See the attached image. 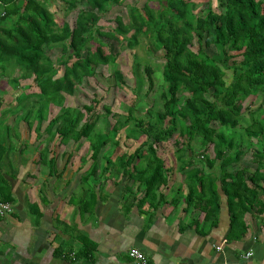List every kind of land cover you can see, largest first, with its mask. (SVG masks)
<instances>
[{"label": "trees", "instance_id": "16d2710c", "mask_svg": "<svg viewBox=\"0 0 264 264\" xmlns=\"http://www.w3.org/2000/svg\"><path fill=\"white\" fill-rule=\"evenodd\" d=\"M47 1L0 0V87L4 90L5 85L11 83L8 85L14 91H24L32 84L20 86L19 79L28 78L35 84L38 91L23 92L16 97L19 102L36 97L32 104H22L25 119L33 117L36 121L35 131L47 120L43 130L51 137L49 141L56 137L57 144L64 146L70 140L74 144L87 139L95 172L101 160V149L110 142L113 149L119 148L118 133L135 119L133 128L146 136V148L125 147L119 154L110 153L104 157V167L100 169L104 174L113 171L125 178L126 191L134 184L143 186V199L151 196L166 180V165L156 148L175 134L176 156L186 157L188 166L199 163L201 166L200 175L193 179L195 187L186 196L187 206L198 200L197 206L205 215L216 213L219 182L231 215L232 231L243 230L245 213L254 208L263 211L264 117L261 106L257 107L261 118L255 117L243 128L244 138L254 146L256 167L249 171L246 166L233 167L236 166L233 164L247 152V148L241 147L244 138L234 132L243 113L250 110V105L243 103L250 95L264 90V0H225V11L219 17L211 10L205 14H189L190 3L208 0H154L157 6L150 4L152 0H145L142 7L129 5L128 27L117 15L109 31H103L98 24L102 8H108L109 0H68L66 9H77L72 27L57 24L45 5ZM83 2H87V7H78ZM186 19L193 21V25L183 24ZM151 34H155L164 49L162 73L167 86L162 111L138 117L133 115V106H129L126 117L121 120L117 115L110 126L103 118L110 114L111 105H102L104 111H99V99L81 108L61 106L62 94H74L75 85L95 74L98 65L105 66L116 60L118 53L110 49V43L131 46L137 36ZM193 37L198 45L196 52L189 46ZM51 43H61L62 54L55 62L46 54ZM227 43L234 53L225 51L222 59H204L200 54L205 47L221 45L224 48ZM58 65L63 66L60 75ZM11 66H18L22 73L7 78L4 74ZM222 68L232 70L228 83ZM145 71L151 88V69L146 67ZM3 101L0 95V116L7 113V109H1ZM52 104L60 109L54 117L48 118ZM214 123L232 132L219 130ZM124 138L128 142L130 137ZM195 138L201 146L196 151L190 144ZM252 138L255 141H251ZM216 162L217 174L212 175L207 170ZM10 196V192L0 187V202H10Z\"/></svg>", "mask_w": 264, "mask_h": 264}, {"label": "crops", "instance_id": "0c3cea01", "mask_svg": "<svg viewBox=\"0 0 264 264\" xmlns=\"http://www.w3.org/2000/svg\"><path fill=\"white\" fill-rule=\"evenodd\" d=\"M2 108L0 187L10 192L12 211L0 215V264H134L131 247L149 264H264V196L263 211L245 213L244 229L232 231L219 182L216 213L205 215L198 200L187 206L200 163L165 166L166 180L143 199V186L126 191L119 174L94 172L90 149L56 146L45 124L35 131L20 102ZM253 151L233 167L253 171ZM217 170L216 162L207 171Z\"/></svg>", "mask_w": 264, "mask_h": 264}, {"label": "rangeland", "instance_id": "374dc122", "mask_svg": "<svg viewBox=\"0 0 264 264\" xmlns=\"http://www.w3.org/2000/svg\"><path fill=\"white\" fill-rule=\"evenodd\" d=\"M67 2L68 0H48L45 5L47 9L53 14V18L58 25L66 23L70 27H72L76 17L77 9L68 11L66 9ZM144 2L145 0H109L108 8H102L103 11L102 13H100L98 24L103 31L112 30L115 25L113 19L118 15L122 17L124 23L126 24V27H128L130 13L129 5L136 4L138 7H142ZM86 4L87 2H83V5H79L78 7L83 8L86 6ZM150 4L154 6L158 5V3L154 0H152ZM188 10L189 14L197 15L205 14L207 11L211 10L215 12L216 16L219 17V15L223 14L225 11V0H208L207 2L203 3H190L188 5ZM188 19H186L187 21H183V24H185L186 26H192L193 21H189ZM102 39L105 40V37H102ZM229 45L230 43H227L224 48L221 45H210L208 47H205L203 49V53L200 54L202 55V57H204V59H222L225 51L230 54L234 53L233 49H231V46ZM189 46L191 50L195 52L198 50V45L195 37L192 38V43ZM109 47L111 50L117 51L118 55L116 57V60L113 63H109L105 66L98 65L95 74L82 78L80 84L78 83L75 85L74 94H62L61 106L81 108L84 104H91L93 99H99L100 103L97 110L104 111L102 105H111L110 114L103 118L110 124V126L115 123L117 115L120 116L121 120L126 117L127 109L129 108V106H133V115L138 117L143 115L148 116L149 113L154 114V112L156 113L158 111H162V105L164 102L163 93H165L167 86V83L163 80L162 73L163 66L165 64V57L162 43L157 40L155 34H151L149 36H137L131 46H128L124 43L117 45L116 42H112L109 44ZM46 54L49 55L50 59L55 62L56 58L62 54L61 43H51L47 47ZM71 62L72 60L69 61V64H71ZM58 66V75H60L63 71V66ZM146 67H149L151 69V78L153 81L151 88L149 87L148 76L145 71ZM222 70L224 71L223 77L228 83L231 78L232 70L229 68H222ZM20 71L21 70L18 66H11L6 70L4 75L7 78H13L21 74L22 71ZM116 72H119L120 75ZM2 79L4 78L2 77ZM21 82H30L32 86L22 92L17 93V95L16 93H14L13 88L8 85L11 83L5 85L6 88L4 87V90H2V88L0 87V95L3 96L4 102L14 100L18 103L19 101L16 99V97L19 94L23 92L30 93L33 91H38V88L31 82L29 78L21 79ZM30 97L31 100L25 99L23 101H20V105H22L24 102L32 104L31 101H36V97ZM246 104L250 105V110H246L243 113L242 120L239 126L234 129L236 136L239 138L240 136L243 138L245 137V131L243 130V128L246 124L250 123L255 117L261 118V114L262 117H264V90L257 91L255 94L250 95L243 103L244 106ZM259 106H261V114H259L257 110V107ZM13 109H15L14 106L12 110ZM59 109L60 106H55L52 104L47 117H54L59 112ZM23 118L25 122L28 121V119H25L24 116ZM135 121V119L131 120L130 124L125 128H122L118 133L117 137L121 142V146L119 148L113 149L110 146V142L101 149V153L99 156L101 160L97 165V170L104 165V162L102 161L104 157L109 155L110 153L112 155L119 154L122 150H125V147H128V149L131 150H134L138 146L146 148L148 143V141H146V136L142 134L138 130V128H133L135 127ZM46 122L47 120H45L42 125H44ZM99 122L96 125L97 128H99ZM214 126L219 130H224L226 133L232 132L228 128H222L217 123H214ZM125 136L130 137L128 142L126 141V138H124ZM174 139L175 134L170 135L165 141L160 142L156 148L157 153L164 162V165H168L169 169H171V172L175 169L173 168V165L177 166L178 164H185L186 159V157H184L185 159L180 158V162L176 159L177 156L175 154ZM54 140L55 137L52 139V141ZM251 141H255V139L252 138ZM73 142V140H70L64 146H60V144H57L56 146L64 148H70L73 146L76 149L89 150L90 142L87 139L83 138L74 144ZM142 143L144 144L141 146ZM190 144L193 147L194 151L200 149L201 147L200 142L197 138L193 139ZM241 147L247 148V152L254 150V146L249 145V141H247L246 138L242 140ZM185 152L188 153V150L185 149ZM208 153L210 156L213 155L211 146L208 147ZM180 155H182V153H180ZM244 162L247 163L248 160L245 158ZM239 163L241 162L239 161ZM241 165L242 164H240V166ZM100 173L104 175L102 169L100 170Z\"/></svg>", "mask_w": 264, "mask_h": 264}, {"label": "built area", "instance_id": "2783aa9c", "mask_svg": "<svg viewBox=\"0 0 264 264\" xmlns=\"http://www.w3.org/2000/svg\"><path fill=\"white\" fill-rule=\"evenodd\" d=\"M11 211L12 205L10 202H0V215H6ZM128 256L134 264H149L145 253L137 247H131L128 250Z\"/></svg>", "mask_w": 264, "mask_h": 264}]
</instances>
